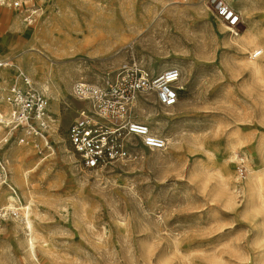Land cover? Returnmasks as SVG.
Here are the masks:
<instances>
[{
  "label": "rangeland",
  "instance_id": "obj_1",
  "mask_svg": "<svg viewBox=\"0 0 264 264\" xmlns=\"http://www.w3.org/2000/svg\"><path fill=\"white\" fill-rule=\"evenodd\" d=\"M228 1L237 31L207 0H35L31 25L0 5V114L24 71L54 119L43 152L0 123V264H264V0ZM133 62L182 71L173 106L136 107L167 146L84 169L72 84Z\"/></svg>",
  "mask_w": 264,
  "mask_h": 264
},
{
  "label": "built area",
  "instance_id": "obj_2",
  "mask_svg": "<svg viewBox=\"0 0 264 264\" xmlns=\"http://www.w3.org/2000/svg\"><path fill=\"white\" fill-rule=\"evenodd\" d=\"M207 1L215 17L231 31H237L242 16L232 4L228 0ZM0 5L23 13L28 25L43 13L35 0H0ZM262 53V49H255L250 55L257 58ZM1 66L7 63L0 62ZM181 78L182 71L177 66L155 72L133 62L107 72L101 82L75 81L72 97L84 102L85 107L76 110L67 138L81 166L99 171L129 161L137 144L151 150L165 149L167 139L140 120L136 107L144 96L155 97L164 107L173 106L182 90ZM3 101L7 112L0 114V123L9 129L18 145H34L41 152L51 149L49 137L54 119L49 98L29 74L20 72L3 89Z\"/></svg>",
  "mask_w": 264,
  "mask_h": 264
},
{
  "label": "bare ground",
  "instance_id": "obj_3",
  "mask_svg": "<svg viewBox=\"0 0 264 264\" xmlns=\"http://www.w3.org/2000/svg\"><path fill=\"white\" fill-rule=\"evenodd\" d=\"M225 26H226V25H225ZM226 28L231 29L229 26H226ZM235 35H236V36H240V34L237 33V32L235 33ZM6 63L9 64V62H6ZM32 68H34V69L37 68V65H36V64H32ZM21 72H24V71H21ZM42 84H43V87L45 88V90L48 91V90H49V86L47 85V82L44 81ZM180 87H181L182 89H185V87H184L183 85H181V84H180ZM168 114H169V113H168ZM27 223H28V224H27V225H28V228L30 229V231H31V233H32V232H33V227H32V224H31V222H30L29 219L27 220ZM31 247H32V248L34 247V245H33V240L31 241Z\"/></svg>",
  "mask_w": 264,
  "mask_h": 264
},
{
  "label": "crops",
  "instance_id": "obj_4",
  "mask_svg": "<svg viewBox=\"0 0 264 264\" xmlns=\"http://www.w3.org/2000/svg\"><path fill=\"white\" fill-rule=\"evenodd\" d=\"M15 10V9H14ZM17 10V9H16ZM60 121H61V118H60Z\"/></svg>",
  "mask_w": 264,
  "mask_h": 264
}]
</instances>
